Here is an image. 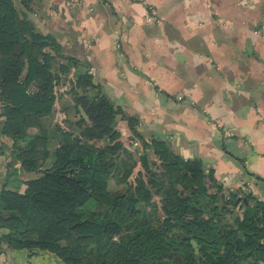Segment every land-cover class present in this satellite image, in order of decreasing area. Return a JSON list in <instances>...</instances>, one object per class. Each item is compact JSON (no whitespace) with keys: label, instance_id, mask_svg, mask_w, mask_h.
<instances>
[{"label":"trees","instance_id":"trees-1","mask_svg":"<svg viewBox=\"0 0 264 264\" xmlns=\"http://www.w3.org/2000/svg\"><path fill=\"white\" fill-rule=\"evenodd\" d=\"M30 1L0 0V150L37 172L22 191L0 187V250L49 251L65 264H264V202L225 192L198 156L138 131L137 117L91 81L87 61L16 6ZM61 84L73 117L56 125L49 148L42 127H27L51 112ZM119 118L153 157L132 158Z\"/></svg>","mask_w":264,"mask_h":264},{"label":"crops","instance_id":"crops-1","mask_svg":"<svg viewBox=\"0 0 264 264\" xmlns=\"http://www.w3.org/2000/svg\"><path fill=\"white\" fill-rule=\"evenodd\" d=\"M147 5L157 21L146 20ZM24 11L64 53L87 61L91 81L137 117L138 131L198 156L225 192L264 202V0H39ZM65 89L27 127H42L49 148L56 125L73 117ZM115 128L121 141L129 134L123 118ZM36 174L0 150V187L22 191ZM0 264L65 263L49 251L4 247Z\"/></svg>","mask_w":264,"mask_h":264},{"label":"rangeland","instance_id":"rangeland-1","mask_svg":"<svg viewBox=\"0 0 264 264\" xmlns=\"http://www.w3.org/2000/svg\"><path fill=\"white\" fill-rule=\"evenodd\" d=\"M15 1H16V0H15ZM30 3H32L34 7H38V6H39V0H31ZM30 3H29V4H30ZM16 6H17L18 9H22V10H25V8H27V7H23V6L20 5V4H16ZM28 6H29V5H28ZM36 28H37V27H36ZM41 32H42V31H41ZM43 33H44V32H43ZM59 87H66V86H60V85H58V86L55 88V90H57ZM57 91H58V90H57ZM128 130H129V129H128ZM117 139H118L123 145H126V148H127L128 151H130V153H131L133 159L136 160V158L138 157V155H141L144 151L146 152V154H147L148 157H153V155H152V153L150 152L149 149H145V150L143 151V149L141 148L142 146H141V144L139 143V140H138L137 138L134 137V138L131 139V137H130V133H129L128 135L125 136V139L122 138V139H123L122 141H121V136H119ZM139 162H140V161H139ZM139 162L137 161V164L140 165ZM133 170H134V169H133ZM133 170H132V171H133ZM133 176H134V173L131 174V177H130L129 179L131 180V178H133ZM108 187H109L110 189H114V190H116V189L124 188V183H122V184L117 183V184H116L112 179H109V180H108Z\"/></svg>","mask_w":264,"mask_h":264},{"label":"built area","instance_id":"built-area-1","mask_svg":"<svg viewBox=\"0 0 264 264\" xmlns=\"http://www.w3.org/2000/svg\"><path fill=\"white\" fill-rule=\"evenodd\" d=\"M147 9L149 10V14L146 16V20L147 21H157L158 19L155 18L152 14H151V8L149 5H147ZM178 153V152H176ZM179 154V153H178ZM263 251H264V247H263Z\"/></svg>","mask_w":264,"mask_h":264},{"label":"water","instance_id":"water-1","mask_svg":"<svg viewBox=\"0 0 264 264\" xmlns=\"http://www.w3.org/2000/svg\"><path fill=\"white\" fill-rule=\"evenodd\" d=\"M219 202H221V201H219ZM190 242L193 244V246H194V251H195V256H197V254H196V252H197V246L195 245L194 240L191 239Z\"/></svg>","mask_w":264,"mask_h":264}]
</instances>
